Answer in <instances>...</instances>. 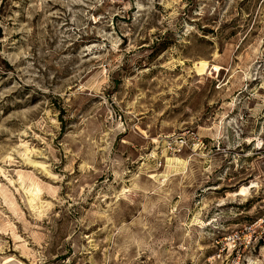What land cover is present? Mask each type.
Segmentation results:
<instances>
[{
	"label": "rangeland",
	"instance_id": "374dc122",
	"mask_svg": "<svg viewBox=\"0 0 264 264\" xmlns=\"http://www.w3.org/2000/svg\"><path fill=\"white\" fill-rule=\"evenodd\" d=\"M261 214L264 0H0V264H264Z\"/></svg>",
	"mask_w": 264,
	"mask_h": 264
},
{
	"label": "built area",
	"instance_id": "2783aa9c",
	"mask_svg": "<svg viewBox=\"0 0 264 264\" xmlns=\"http://www.w3.org/2000/svg\"><path fill=\"white\" fill-rule=\"evenodd\" d=\"M240 244L243 240L244 247H251L253 244H258L260 242L264 243V214H261L254 218L251 223L245 228V230L239 236ZM234 244L236 243L235 237L230 239Z\"/></svg>",
	"mask_w": 264,
	"mask_h": 264
},
{
	"label": "bare ground",
	"instance_id": "6f19581e",
	"mask_svg": "<svg viewBox=\"0 0 264 264\" xmlns=\"http://www.w3.org/2000/svg\"><path fill=\"white\" fill-rule=\"evenodd\" d=\"M255 184L254 183H251L250 184V186L249 187H242L241 188V190L239 191V193H237L236 195H242V196H244V195H246L248 192V190H249V188H251V186H254Z\"/></svg>",
	"mask_w": 264,
	"mask_h": 264
}]
</instances>
